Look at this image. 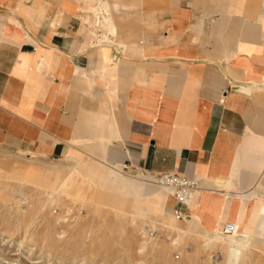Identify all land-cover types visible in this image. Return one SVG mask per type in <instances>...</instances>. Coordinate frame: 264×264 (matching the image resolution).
<instances>
[{"label": "crops", "instance_id": "crops-1", "mask_svg": "<svg viewBox=\"0 0 264 264\" xmlns=\"http://www.w3.org/2000/svg\"><path fill=\"white\" fill-rule=\"evenodd\" d=\"M123 1H110L113 36L82 0H0V144L198 179L186 216L204 232L228 192L264 208V0L219 13ZM104 185L129 197L152 186L117 171Z\"/></svg>", "mask_w": 264, "mask_h": 264}, {"label": "rangeland", "instance_id": "rangeland-1", "mask_svg": "<svg viewBox=\"0 0 264 264\" xmlns=\"http://www.w3.org/2000/svg\"><path fill=\"white\" fill-rule=\"evenodd\" d=\"M19 1L21 6L31 3ZM82 1L89 10L102 8L99 3ZM128 1L133 6L146 3L154 8L156 3L179 0ZM193 1L218 13L222 9L253 12L261 4L260 0ZM103 12L102 8V13H96L102 16ZM34 155L20 154L0 144V256L10 261L4 264H15V259L19 264H200L212 252H222L206 246L200 236L203 229L189 228L186 218L173 221L177 201L165 186L137 178L152 185L141 200L166 212L142 215L132 207L134 197L121 198L99 182L98 176L104 172L120 171L90 156L75 154L81 158L80 172L71 178L70 193L60 192L57 196L48 188L57 172L45 167L57 164L61 169L58 173L65 178L78 165L64 156ZM30 173L33 182L23 179ZM218 183L221 181H216V187ZM20 196L26 198V204ZM119 201L122 209L116 205ZM250 250L244 263L264 264V244L256 242ZM176 253L181 254L180 259L175 258Z\"/></svg>", "mask_w": 264, "mask_h": 264}, {"label": "bare ground", "instance_id": "bare-ground-1", "mask_svg": "<svg viewBox=\"0 0 264 264\" xmlns=\"http://www.w3.org/2000/svg\"><path fill=\"white\" fill-rule=\"evenodd\" d=\"M32 1L33 0H26V3L32 2ZM86 2L89 5H93L97 3L102 5L103 11H104L102 14L103 15L102 17L103 26H105L109 30V33L111 35L117 36V27L114 22L113 14L110 11L111 4L105 0H86ZM236 87L240 90L241 89L246 90L245 87H241L240 85H236ZM112 167L115 170L125 173L126 175L130 176L133 179L141 178V179L155 182L152 177H144L141 174H132L130 172H126L122 169L120 165H116V166L113 165ZM45 168L48 170L57 172L56 177H52L51 183L50 185H48V188L52 191V193L57 196H60V192L67 191L70 193L69 191L70 181H71V178H73L74 176H76V174L80 172L78 169L79 166L78 167L75 166L72 169V171L69 172L68 176L65 178L61 177V173L60 174L58 173V171H61V169L60 167H58L57 164L46 166ZM110 174H112V172H107V173L104 172L102 175L98 176L100 180L99 182L100 183L102 182L101 183L102 186L105 187L104 184ZM23 179L28 182L30 181L33 182V180L31 179V173L27 174ZM217 187L225 188L228 190L231 186L229 182L226 180L224 182H221V184L218 183ZM105 188L109 189L110 191H113L121 198L126 199L129 197V196L122 194L121 192L113 190L112 188H108V187H105ZM164 188L167 189L169 193H171V189L169 187L165 186ZM147 195L148 194H144L142 196L134 197V200H132L133 201L132 207L137 211H141L142 215H146V214L149 215L152 212H162L163 214H165L166 212L163 211L162 207H155L141 200L143 199V197ZM228 197H229V192L223 197V199L221 200V203H216L214 205L215 208L218 207L219 210L221 211L222 206L225 203H227V211L225 215L222 216L217 221L213 229H207L205 232L200 234V236L204 238L206 242L205 243L206 246H213L215 248H219L223 252V253L221 252L222 259H221L220 264H222L223 262V254H224V264H245L244 260L247 258L248 252L251 251L250 249L255 245V243L262 242L264 244V208L262 206L247 208L243 202V199L240 196H237L236 198L233 197L232 199ZM19 200L23 202L24 204H26L25 197L20 196ZM180 200H183L184 203L189 204L190 208H194L196 206V202L193 203V200L190 199L188 196L180 198ZM120 203L121 202L119 201L116 204L119 208H121L122 206ZM185 218L187 219L189 228H198L200 226L193 218L187 217V216H185ZM176 219H178V217L174 216L173 221H176ZM227 221L235 224L237 230L234 233H227L224 231V224ZM4 257L0 256V264L10 262ZM13 262L15 264H19L17 259H15V261ZM33 263H35V261H32V264Z\"/></svg>", "mask_w": 264, "mask_h": 264}, {"label": "built area", "instance_id": "built-area-1", "mask_svg": "<svg viewBox=\"0 0 264 264\" xmlns=\"http://www.w3.org/2000/svg\"><path fill=\"white\" fill-rule=\"evenodd\" d=\"M228 89H233V87L227 88L225 89V91L227 92ZM120 166L126 172H130L132 174H141L144 177H152L157 184L169 187L171 189V194L175 197L177 201V203L173 207L174 211L176 213V216L181 219H185V216L190 210V205L184 203L183 200H180V198L188 196L190 199H193V196L197 194L199 190L204 189L200 180L195 178H189L184 174H180L178 172L164 171L161 173H154L144 167L132 164V162L124 163ZM236 230L237 228L234 223L229 221L225 222V232L234 233ZM185 250L187 251L188 248H186ZM175 258L180 259L181 254L176 253ZM221 259V252H212L207 257L208 261L201 262L200 264H220Z\"/></svg>", "mask_w": 264, "mask_h": 264}, {"label": "water", "instance_id": "water-1", "mask_svg": "<svg viewBox=\"0 0 264 264\" xmlns=\"http://www.w3.org/2000/svg\"><path fill=\"white\" fill-rule=\"evenodd\" d=\"M236 89H238L236 86H235Z\"/></svg>", "mask_w": 264, "mask_h": 264}]
</instances>
